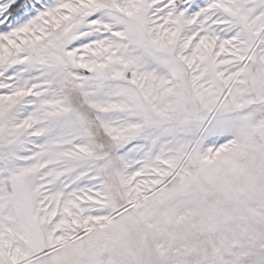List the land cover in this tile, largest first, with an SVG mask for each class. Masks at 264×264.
I'll use <instances>...</instances> for the list:
<instances>
[{
  "label": "snow or ice",
  "instance_id": "6c2138e0",
  "mask_svg": "<svg viewBox=\"0 0 264 264\" xmlns=\"http://www.w3.org/2000/svg\"><path fill=\"white\" fill-rule=\"evenodd\" d=\"M0 264H264V0H0Z\"/></svg>",
  "mask_w": 264,
  "mask_h": 264
}]
</instances>
